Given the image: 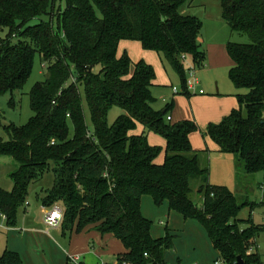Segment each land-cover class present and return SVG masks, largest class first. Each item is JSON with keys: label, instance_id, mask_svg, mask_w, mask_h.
<instances>
[{"label": "trees", "instance_id": "trees-1", "mask_svg": "<svg viewBox=\"0 0 264 264\" xmlns=\"http://www.w3.org/2000/svg\"><path fill=\"white\" fill-rule=\"evenodd\" d=\"M187 1L0 0V28H7L0 39V95L24 86L36 53L47 70L29 91L33 115L23 125L9 124L8 140H0V156L17 163L9 173L12 189L0 187L7 225H15L30 185L51 167L53 185L37 194V202L62 206L63 235L93 226L117 238L125 250L119 264H167L165 252L173 248L167 225L162 237L152 236V221L140 209L144 195L156 206L166 203L169 211L196 219L222 263H260L251 251L264 224L249 217L241 228L237 215L248 202L208 181L210 151L194 149L190 140L196 123L168 120L169 105L154 109V68L143 59L134 62L126 51L117 54L121 40L161 53L178 76L180 94L189 97L182 57L201 69L206 55L200 47L201 21L179 13ZM220 5L228 27L248 37L226 43L229 78L245 91L235 95L238 107L208 123L203 133L218 152L233 156L242 172H262L264 178V0H220ZM34 19L38 22L25 26ZM113 106L123 113L109 123ZM148 133L162 136L164 146L150 144ZM196 180L199 207L193 200ZM0 264L23 261L6 249ZM67 264L74 263L67 258Z\"/></svg>", "mask_w": 264, "mask_h": 264}, {"label": "rangeland", "instance_id": "rangeland-1", "mask_svg": "<svg viewBox=\"0 0 264 264\" xmlns=\"http://www.w3.org/2000/svg\"><path fill=\"white\" fill-rule=\"evenodd\" d=\"M179 13L195 16L201 21L200 47L206 55L205 66L201 69H194L196 81L191 80V88L188 90L191 94L189 97L180 94L181 84L178 76L173 68L163 60L161 53L145 50L139 42L129 40H121L118 44L117 52L120 54L126 51L132 59L140 57L154 68L156 78L150 89L155 99L152 103L154 109L160 110L165 105H169L167 114L171 116L172 122L195 121L198 129L191 136V143L197 149L202 148L210 151L208 181L213 185L228 187L240 202H248L238 212L239 226L241 228L245 227L247 224L243 220L249 217L253 224H264V178L262 172L245 174L239 166H236L233 156L230 154L221 156L217 152L216 144L212 138L203 133L207 123L202 126L197 120L199 117L201 121L205 122V114L211 108L213 109L215 105L214 99H204L206 98L205 95L210 96V94L214 93L225 94L223 97L234 98L237 104L235 93L245 91L244 89L236 88L229 78L231 60L226 52V43L228 41L247 42L248 37L232 31L228 27L221 16L220 0H188L179 7ZM36 22L38 20L34 19L25 26L33 25ZM6 33L7 28H0V39L4 38ZM183 62L187 70V78L190 79L188 69L193 67L192 60L189 56H186ZM46 71L45 64L42 63L40 56L36 53L30 76L24 86L0 95V140H8L7 126L9 124L23 125L33 115L29 105V91L36 82L45 79ZM173 86H175L177 92L172 90ZM199 89L202 90L203 95H200ZM173 92L176 94H173ZM80 98L85 123L87 128L92 131L93 126L84 97V90L81 87ZM121 113H123V110L120 107H111L107 115V121L112 123ZM70 133H72L71 125ZM148 136L149 140L158 142L159 144L156 145L162 147L164 140L162 136L155 133H151ZM16 168L17 163L11 157L0 156V187L4 190L10 191L12 189L13 183L9 173L16 170ZM53 181L54 173L50 167L42 173L40 179L30 185L26 197L27 203L24 205L26 209H23V206V208L18 210L15 227L23 228L25 212L28 209L31 212L34 204L37 203V194L50 188L53 185ZM198 183L199 180L194 181L193 200L199 207L201 205V196L197 191ZM140 204L142 213L152 221L151 234L154 237L159 238L164 235L165 223H167V227L181 231L180 236L174 242V248L167 250V258L172 259L174 250H176L180 255L179 257L185 262H191V264H214L216 258L212 254L210 241L196 219H185L181 214L173 210L168 213L167 205L156 206L148 196H143ZM251 206L253 207L252 209H250ZM85 231L72 232L71 235L56 234L55 238L58 239L64 254L58 248H52L51 250L47 248L44 253L47 256V259L44 257L45 264H49V254L54 259L59 258L62 260L66 257L75 256L81 259L83 264H119L117 253L122 251L123 247L118 239L111 234H105L101 238L100 233L98 235L96 233L91 238L90 234L84 233ZM101 241H105L102 253L99 252ZM72 244L74 247H72ZM255 244L251 252L259 255L260 263L257 264H264V230L258 233Z\"/></svg>", "mask_w": 264, "mask_h": 264}, {"label": "crops", "instance_id": "crops-1", "mask_svg": "<svg viewBox=\"0 0 264 264\" xmlns=\"http://www.w3.org/2000/svg\"><path fill=\"white\" fill-rule=\"evenodd\" d=\"M117 54H118V52H117ZM139 59H141V58L137 57V58H134L132 60L135 62ZM154 81H155V79H154ZM154 81H153V83H154ZM173 87H175V86H173ZM173 87H172V90H173ZM199 93H200V95L204 94L203 92H199ZM173 94H176V93L173 92ZM224 95L225 94H221V93L210 94V96L205 95L206 98H204V99H214L213 102L215 105H214L213 109L211 108L212 110L210 109V111L205 114V117H204L205 122L201 121L199 117L197 118V120H199V122L202 126H204V124H206V123L208 124L210 122L220 121V119L222 117L229 114L233 109L236 108L237 104H236V101L234 100V98H226V97H223ZM235 95H236V93H235ZM141 130H142V128L140 126H138L136 132H140ZM193 133L190 135V140L192 139L191 136L193 135ZM148 135H151V133H148ZM148 138H149V136H148ZM148 142L152 145L159 144L158 142L156 143L154 140H149V139H148ZM163 146H164V140H163L162 147ZM193 148L197 149V147H194V146H193ZM200 149H202V148H200ZM216 150H217V145H216ZM217 152H218V150H217ZM218 153L221 156L225 155L224 153H220V152H218ZM209 158H210V153H209ZM158 161L160 162L161 158H159ZM144 196H146V195H144ZM164 204L167 205L166 203H164ZM23 209H26L25 206ZM140 209H141V204H140ZM167 209H168V207H167ZM45 211H46V207H43L39 202H37L36 204H34V208L31 210V212L29 209L25 212V216L23 218V221H24L23 228L22 227L9 226V225H3L2 227H0V255L4 250L7 249L10 251H15V252L19 253V255L22 258L23 264H45L44 257L47 259V256H45L44 253L47 250V248H49V250H51L52 248H58V249H60V251L62 250V254H64L63 253L64 250L60 247V245L58 243V239L55 238L56 234L61 233L60 226L47 228L43 222V216L45 214ZM167 211L169 213V210H167ZM160 222H162V221H160ZM160 224H162V223H160ZM165 224L167 225V223H165ZM168 228L170 229L171 233L174 235V238H173V248H174V242H175L176 238H178L180 236L181 231L178 229L170 228V227H168ZM83 231H85L84 232L85 234H90L91 238L96 233H97V235L99 234V232L97 230H95L93 226H88L85 229H83ZM51 233H53V234H51ZM104 235L101 234L100 237L103 238ZM154 238H157V237H154ZM104 245H105V241L104 242L101 241L99 244V248H100L99 252L102 253V251H104ZM210 245H211V243H210ZM72 247H74L73 244H72ZM122 247H123V245H122ZM211 248H212V245H211ZM124 251L125 250L123 247L122 251L117 253V258ZM166 252H167V250H166ZM166 252H165V262L167 264H191V262L188 263V262L183 261L179 257L180 255L178 254V252L176 250H174V255H173L172 259L167 258ZM212 254L217 260L218 257H217V254L213 248H212ZM41 256H42V258H41ZM49 256H50V259H48L49 264H67V258L68 257H66L62 260L59 258L54 259L53 257H51L50 254H49ZM216 260H214V262ZM79 261H80V263L83 264V261H81V259H79ZM193 263H198V262H193ZM198 264H200V263H198Z\"/></svg>", "mask_w": 264, "mask_h": 264}, {"label": "built area", "instance_id": "built-area-1", "mask_svg": "<svg viewBox=\"0 0 264 264\" xmlns=\"http://www.w3.org/2000/svg\"><path fill=\"white\" fill-rule=\"evenodd\" d=\"M182 58L185 59V56H183ZM188 74H189L190 79L188 78L187 88L190 89L191 88V80H195V78H196L195 71H194L193 67L188 69ZM173 91L177 92V89L175 87H173ZM199 92H202V90L199 89ZM167 119L170 120L171 116L167 115ZM51 143H53V142H51ZM62 216H63V208L61 205L56 203V204H53L52 206L46 208L45 214L43 216V222L47 228L57 227V226H60ZM263 217H264V214H263ZM3 225H7L6 224V214L0 211V227H2ZM69 259L74 264H77L79 262V258L75 257V256H71ZM219 263H221V261L219 259H217L214 262V264H219ZM123 264H131V263L126 262Z\"/></svg>", "mask_w": 264, "mask_h": 264}, {"label": "water", "instance_id": "water-1", "mask_svg": "<svg viewBox=\"0 0 264 264\" xmlns=\"http://www.w3.org/2000/svg\"><path fill=\"white\" fill-rule=\"evenodd\" d=\"M238 260H239V262L241 263V259H240V257L238 258Z\"/></svg>", "mask_w": 264, "mask_h": 264}]
</instances>
